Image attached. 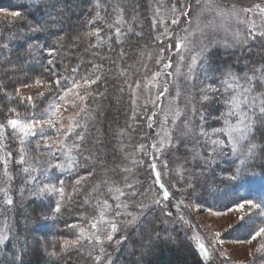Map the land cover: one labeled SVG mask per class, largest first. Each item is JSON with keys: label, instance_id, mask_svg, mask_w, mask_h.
I'll return each mask as SVG.
<instances>
[{"label": "rangeland", "instance_id": "374dc122", "mask_svg": "<svg viewBox=\"0 0 264 264\" xmlns=\"http://www.w3.org/2000/svg\"><path fill=\"white\" fill-rule=\"evenodd\" d=\"M103 2L104 1L101 0L102 4ZM137 2L139 4L141 3V8H146L148 11L153 32L147 33V30L144 29L142 31L145 22L144 20H140L139 24L141 26L137 27V33H142L143 35L138 36L133 32L131 34L134 36V41L137 42L136 47L131 48L134 50V53L132 54L130 51H124L123 54L119 53L122 60L121 65L119 67H114L115 70H112L111 66L108 70V75L110 71L121 75V78L118 80L120 84L123 83L124 85L127 83L128 86H132L129 88L130 93L126 91L127 85L125 86V93L128 94L129 100L127 99V101L125 100L123 102L118 100V103H122L119 104L121 105V108H124V111L119 114L120 121L115 124L116 121L114 122V119H109L110 124L108 125L107 130L101 126L105 119L102 118L103 115H105L102 104L106 105V99L103 96L104 89L98 85V81L96 84L91 85L89 89L91 94L86 101L91 113V118H84V123L87 125V131L85 132V141L82 145L85 146V148L88 147L96 154L98 149H100L98 153L104 152L106 146L109 145L112 157H110L107 163L115 162V166L120 165L122 168L126 167L131 169L130 172H122L117 169V175L120 176L121 181L119 186L123 187L125 182L124 178L127 177V182L134 184L135 189L139 193H142V195L138 197H133L132 200H136L137 202L142 200L145 204L149 205L145 214L134 224L124 222L130 220L131 217L122 216L120 218L121 231L116 234L114 241L119 239L121 235L127 237V239L119 245H116L114 241L106 242V251L111 255L113 261L114 257L117 256L126 245L130 248V252L138 250L137 246L131 245V242L135 239L131 238H144L145 241L146 236H144L142 231L146 230L145 232L147 234L155 235L156 233H159L162 237L176 238L179 239V241L180 239L184 240L185 243L189 244L194 249V251L196 249L198 252L196 239L194 238L195 234L202 237L203 242L206 245H209L213 239L209 233L218 232L221 233L219 239L223 240V244H217L212 251V258L210 260H205L204 263L249 264L252 259L250 253L257 246V241H252V243H248L247 241L250 238L251 231L258 229L260 226H264V217L254 215L257 210H253L252 213H249L248 206L245 207L244 213L228 211V208L238 202L242 195L245 199H257L259 195L264 194V185L257 182L250 189L247 185L240 187L237 182L227 180L226 177L228 172L226 169H229L230 167V160L236 159L235 157L230 156L228 158H217V162L213 165L212 169L204 176H195L191 181L195 189L194 191L193 189H187L186 191L181 192L177 191V189H184L185 184L188 182L189 173L195 172L199 167V165H196L195 168L193 167L191 156L194 148H199L202 154L204 153V137L200 135V128L203 127L212 138H217L212 135V129L224 126L222 121H217L216 119H213V117L204 114V120H200V115L202 114L200 112V106L204 104L210 105L211 101V99L207 101L202 99L203 96L208 95L209 93L207 91V86L211 79V73L209 70L210 58L216 53L221 52L225 55H234V58L241 61L254 63L264 62V40L259 38L255 41L248 39L245 44L244 40L247 37L246 25L239 23L236 20H230L226 22V27L228 29L226 31L225 27H221V18L217 17L214 11H207L204 9L205 0H199V2L198 0H179L177 7H180V5L184 3L191 5L188 16L181 17L179 25L171 24V19L174 18L171 12L174 0H137ZM253 2H258V0H217V3L222 7H227L231 4L249 6ZM10 3L13 5H10ZM118 3L119 2H115L114 6L116 7ZM122 3L126 6L125 1ZM17 6H19V2L16 0H0V10H2L0 11V37H3L0 38V56L7 60L12 59L11 62L5 60V66L7 67H4L2 74H0V85H3L8 92H14V88L19 87L22 95L33 96L37 107L32 109L10 102L4 98L2 93H0V108L7 105L8 107H15L17 112L21 114V117H26L30 113H35L38 118H44L40 116V112L47 106V102L51 97L45 95L43 102L36 99L38 92H45V94H47V92L44 86L35 85L33 80L35 77H39L46 81L48 79L46 77L49 76L46 73V75H39L40 70L36 67L33 59L26 60L27 55L29 56L28 59L33 55H29L30 50L27 45L35 44L37 39H27V37L35 34L29 32L24 21L28 20L32 22V20L25 16L26 14L22 13ZM157 8L160 9L159 12H156ZM12 11H20L22 17L19 20L13 21L10 16ZM94 11H96L95 6ZM99 11L100 15L108 20L109 23L116 22L118 16L117 12L113 11L115 14H105L103 9H99ZM122 16H125V12H123ZM153 17L156 19L155 26H153L152 23ZM94 18L95 15L93 19ZM127 19L128 18L125 17V20ZM188 21H190V23ZM91 25V29L87 34L88 36L89 33L94 30V27L104 28V31L101 33V36L103 37L101 43L97 44L96 38L91 37V39H93V45H95L94 47H104L108 49L107 53H116V49L119 48L116 46L111 48V41H113L111 35H115V29L113 28L114 31L110 33V30L113 29L104 27V22L102 20H96L95 25ZM166 27L169 32H172L175 35L169 37L164 32ZM184 29H187V32H185ZM122 32L125 33L124 29H122ZM236 34H238V37ZM126 35H128V32L117 39V44L123 45V37L126 38ZM176 35H188L190 44L187 50L181 49L177 52L175 42ZM5 37H7V39H5ZM157 37H159V39H157ZM8 38L12 39L9 40ZM4 44H8L7 49L3 48ZM169 44L172 45L170 49L167 47ZM161 48H164L163 53L160 52ZM31 51L34 53L35 50L33 49ZM197 53H201V56L197 64L192 68L191 74H189L191 58ZM21 55H23V58L26 60L24 63L19 59V57L21 58ZM161 55H163L164 59L158 64L157 59ZM181 56H183L182 60L180 59ZM253 56H257V59ZM169 60L171 62V67L165 69L164 64L168 63ZM113 64H115V60L110 65ZM177 67H179V72H177ZM80 68L77 78H79L80 75L86 74L85 72L91 71V69L89 71V68H85L83 65H81ZM121 68L123 74H121ZM157 71L165 73L171 72L172 75H163L156 78V80H152L153 73ZM5 77L7 79H5ZM92 78H94V76ZM150 80H152V83H149ZM137 81L140 82L139 89L136 88ZM165 81H167L168 91L160 97L155 105L151 103L146 104V100L155 99L158 91L163 90L162 85ZM6 83H8V85ZM25 83L32 86L25 88L23 87ZM157 84L161 85L159 89L156 87ZM110 99L111 98H108V100ZM134 99L135 103H133ZM3 111L0 110V122H4L6 119V114L3 113ZM69 111H71V109H69ZM154 111L156 112V115L151 116ZM224 111H226V109L222 104L221 112ZM177 112H179L178 117L176 116ZM133 113H135L134 119ZM150 116L151 121L149 120ZM165 116H167V121H165ZM149 122L152 123L151 128L148 127ZM92 123L95 125L97 124V126L94 127V124L92 125ZM234 123L235 118H233V124ZM164 129L171 132L173 143L175 144L176 141L179 140V144L176 147H169L164 149L163 152L157 153L155 149L151 148V145L155 142L157 143V147H159V141L164 135ZM77 131L80 130L78 129ZM93 132H95L94 135ZM54 136V130L48 129L46 131V139ZM88 138L92 141H89ZM219 138L224 139L225 136H220ZM36 139L37 138H33V140ZM198 141L200 143H198ZM5 143L7 144L8 150L13 152V157L18 159V156L16 155L18 141L10 137ZM14 143H16V146H14ZM141 144L145 145L143 151H140L138 148ZM96 146L99 147L97 148ZM29 151L31 157H38L43 161L45 155L50 149L41 146L39 152H37L35 146L32 145ZM145 153L148 154L146 155ZM0 155H3V150H0ZM72 155L80 160L77 150L74 149ZM153 156L158 157L156 160L157 170L161 172L162 182L165 184V187L170 193H172V197L166 202L168 204V210L172 211L171 217L163 216L160 207L151 204L152 200L158 199L162 196V189H160L159 185H154L152 183V170L149 168V164L151 163V158ZM59 158L61 161L64 160L62 155H60ZM134 161L135 163H133ZM161 161H167V169L164 168ZM51 163L55 164L56 160H52ZM180 164H183L184 168L187 170L184 173L183 181L180 180L176 172V168ZM105 165L106 163H104V166ZM104 166L102 167V165L99 164L100 169H103ZM0 167L2 175L3 169L2 166ZM44 168L46 170H42L36 174V181H28L25 183V174L19 171L17 174V165L15 163L9 164V172L13 177L10 192L13 201L17 197L20 198L27 196L45 203L49 202V204L54 207L55 201L59 199L58 194L46 193L44 196L37 198L33 195L36 191L37 184L40 187L48 184L59 186V180L62 179L64 181L65 178L75 172V170L68 169L62 171L57 168L47 167V165H44ZM99 173L100 172L95 170L91 176L92 179L90 182L93 184L91 188L92 190L97 185L95 182H97V179L100 177ZM88 178L90 177L88 176ZM256 180L259 181V177H256ZM173 185L176 187L173 188ZM4 186L5 185L1 182V187ZM146 189L148 190L145 191ZM67 190L72 192V188L66 187V194ZM125 191L127 192L129 190L125 189ZM181 195H183L185 204L193 206L187 209L183 207L181 208L184 221L178 219L177 211L173 207L176 200L181 198ZM106 199H108L110 204L114 205L113 198L108 197ZM121 201H127L129 203L128 211H137L134 204L131 200H128L127 197H121ZM195 205H201L202 210L195 211ZM208 209H211V211ZM217 212L223 214L216 215L215 213ZM87 213H92L91 216L97 214L96 212L93 213L89 211H87ZM242 214L245 215L244 222L240 221V216ZM249 215L252 216L251 220L248 219ZM185 221L187 223H185ZM45 222L37 221L35 217H27L26 220L23 219L24 225L26 224L27 226L34 227L36 231L40 230L35 234L37 235L35 239H33L35 242H38V246H42L43 248L48 249V251H51V249L55 247L56 250L59 251L60 248L58 243L50 238V234L46 235V233H49V230H53L51 222ZM73 224L78 223L76 222ZM84 225L85 222L81 226ZM230 225L232 226L231 228L229 227ZM18 233L21 238H26V235H30L28 227L27 230L20 229ZM131 234L132 237L129 239ZM9 235L10 238L13 239L12 235L14 234L11 233ZM75 237L76 236H73L69 240L75 239ZM63 240L58 239L57 241L61 243ZM83 243L84 245L89 246L86 241ZM42 251L48 256V251ZM73 252L79 251L73 248L66 254L72 256ZM221 252L224 253L223 256L220 255ZM66 254L60 261H55L51 257L50 258L58 264H65L68 260L65 258ZM77 254L78 257L82 255V253ZM196 255L198 259L202 260V257L198 255V253H196ZM84 264H92V262L85 261Z\"/></svg>", "mask_w": 264, "mask_h": 264}, {"label": "snow or ice", "instance_id": "6c2138e0", "mask_svg": "<svg viewBox=\"0 0 264 264\" xmlns=\"http://www.w3.org/2000/svg\"><path fill=\"white\" fill-rule=\"evenodd\" d=\"M41 4L46 3L47 0H39ZM134 10L139 8V3L137 0H131ZM179 0H174L171 7V12L173 17L171 19L172 25H179L181 17H187L188 12L191 9V5L188 3L181 4L177 7ZM199 2V0H198ZM95 6V18L89 20L90 24L95 25L96 20H102L104 26L108 29H115V35L117 39L124 36L126 33L122 32L121 27L117 26L123 25L126 22L123 20L124 8L119 4L115 8L111 7L110 0H104L103 4L101 0H94ZM99 9H103L105 13L110 11H115L118 13L115 23H109L103 16L100 15ZM204 9L207 11H214L216 16L221 18V27H225L227 31L226 22L230 20H236L239 23H243L247 28V37L244 43H247L248 39L264 40V0H258V2H253L249 6L231 4L227 7H222L217 3V0H205ZM2 11V10H0ZM160 9L157 8L156 12ZM7 15V14H6ZM13 21L19 20L22 17L20 11H12L10 13ZM48 19L40 23L33 24V22L25 20V26L28 27L30 33L38 34L43 36L47 41V38L52 30V25L57 23L56 17L52 12L47 13ZM7 22V21H6ZM190 23V21H188ZM153 26L156 24V19H152ZM104 28L94 27V30L89 33V37H95L97 44L103 41L101 33ZM128 31L132 32L131 26H128ZM187 32V29H184ZM164 32L172 37L175 34L169 32L168 28L164 29ZM138 36H142V33H136ZM190 35V34H189ZM238 37V34H236ZM3 38V37H0ZM11 40L12 38H8ZM29 40H35L36 36L32 35L27 37ZM63 39L62 36H58L52 41V45H57ZM159 39V37H157ZM176 50L179 52L181 49L187 50L190 44L188 35L185 36H175ZM76 47L77 45H73ZM95 45H89V47H94ZM30 52L31 50L36 52L47 53L51 59H47L46 63H41L40 67L43 69L41 75L45 73L51 77V79L45 81L39 77H35L33 82L37 86H44L46 92L51 97L47 102V106L40 112V116L44 118H38L35 113H30L26 117H21V114L17 112L15 107H8L7 105L2 106L0 110H4L6 114V119L4 122H0V150H3V155H0V166H2V175H0V182L5 186L0 187V194H2V200L0 204L6 205L11 208L14 205L13 198L10 194L11 192V181L13 179L11 173L9 172V164L15 163L18 167V171L25 174V183L28 181H36V174L42 170H46L44 165L47 167H53L60 169L62 171L72 169L78 170L79 167L84 165L80 164V160L76 156L72 155L73 150L78 151L80 159L85 161L93 160V155L84 156L83 152L86 150L82 147L85 141V132L87 131V125L84 123V118H91V113L88 109L86 101L91 94L89 89L91 85L97 83L101 80V73L103 71V65H97L92 63V69L90 72L80 75L79 67L76 65L74 67L65 68V74H60L55 69L54 59L57 54V47L47 46L46 43H40L37 41L35 44H28ZM169 49L172 47L171 44L167 46ZM3 48L7 49L8 44H4ZM88 49H85L87 51ZM160 52H164V48L160 49ZM123 54V50H121ZM96 55V54H94ZM201 53H197L191 58V65L189 66V74L192 72V68L197 64ZM164 57L161 55L157 59L159 64ZM183 59V56L180 57ZM83 63V61H81ZM171 62L164 64V68H170ZM245 72L243 75L237 74L231 71L230 68L225 69L221 72L220 77L217 78L215 85H208L207 91L212 93L211 98L218 99L221 104L224 105L226 111L221 112L219 116L213 117L217 121L223 122V127L212 129V135L217 138H212L203 127L200 128V135L204 137V153L202 154L199 148H194L192 150L191 162L193 167L196 165L199 167L195 172L189 173L188 182L185 184L184 189H177V191H186L187 189L195 190L192 184V179L195 176H204L208 171H210L213 165L217 162V158H228L235 157V160H230V167L226 169L228 172L227 180L237 182L240 187L247 185L250 189L251 187L259 182L264 185V143H256V133L258 129H264V62L254 63L247 62L245 64ZM177 72H179V67H177ZM123 74V70L121 72ZM163 75H172L171 72L157 71L153 73L152 80L161 77ZM94 76V78H92ZM152 80L149 83H152ZM32 85L25 83L23 87L28 88ZM132 86L129 85V88ZM156 87L159 89L161 85L157 84ZM136 88H140V82H136ZM163 90L158 91L155 99L146 100L145 103H151L155 105L168 91L167 81L162 85ZM0 93L3 94L10 102L20 104L25 107L35 109L37 107L33 96H24L20 92V88H14V92H8L3 85H0ZM18 98V99H15ZM45 98V92H38L36 99L43 102ZM222 98V99H221ZM203 100L207 101L210 99L208 95L202 97ZM135 103V99L133 100ZM71 109V111H69ZM67 113V114H66ZM154 111L151 116H155ZM151 116L149 120L151 121ZM179 116V112L176 113ZM135 118V113H133V119ZM233 118H235V123L233 124ZM200 120H204L203 114L200 115ZM165 121H167V116H165ZM148 127H152V123L149 122ZM52 129L55 132V136L52 138H45L46 131ZM80 131H77V130ZM164 135L160 138L159 147L157 143L151 145L152 149H155L157 153H161L164 149L169 147H176L179 144V140L173 143L171 132L164 129ZM226 134V135H225ZM220 136H225L224 139L219 138ZM14 138L18 141V148L16 155L18 159L13 157V152L9 151L5 141L9 138ZM33 138H37L33 140ZM198 143H200L198 141ZM34 145L37 152H39L41 146L50 149L45 155V159L42 161L38 157L30 156V148ZM140 151H143L145 145L141 144L138 146ZM59 154V155H58ZM146 155L148 153H145ZM62 155L64 160L61 161L59 156ZM157 156L151 158V163L149 168L152 170V183L154 185H159L162 189V196L158 199L151 201L153 206H158L161 209L163 216L171 217L172 211L168 210L169 198L172 197L165 184L162 182L161 172L157 170L156 160ZM56 160L55 164L51 161ZM98 163L103 165V160H98ZM258 162L261 171L258 173L254 170H249L251 167L256 166ZM135 163V161L133 162ZM164 168L167 169V161H161ZM117 169L122 172H130L131 169L126 167L122 168L120 165H116L111 171L114 175L117 173ZM187 171L183 164H180L176 168V172L181 181L184 180V173ZM95 172V168L88 171L87 176H92ZM259 177V181L256 180ZM86 176H79L74 184L71 185L72 192L65 193L64 181L59 180V186L54 184L44 185L40 187L37 184L36 191L33 193L37 198L44 196L46 193H56L59 199L55 201L54 207L49 206L53 215L60 213L62 209V204H66L67 201L71 200L73 193L79 192V187L82 182L86 181ZM125 182L123 187L119 186L115 181L103 180L100 184H97L93 188V192H99V189L103 185L106 188V192H99V195L94 198V208L97 211L96 215L91 217L84 216L85 225L80 226L78 224L66 225L71 229H78V235L75 239H64L59 251L55 247L48 251V256L55 261H60L64 255L70 249L79 250L83 242L93 246L96 254L93 251L88 252V257L91 259L92 264H113L112 257L107 253L105 248L106 242H113L114 237L118 232L121 231V217H131L130 220L124 221L128 224H134L141 216L145 214L148 210L149 205L145 204L142 200L136 201L132 200L133 197H138L142 195L139 193L134 184L127 182V177L124 178ZM176 186L173 185V188ZM128 189L129 191H125ZM146 189L145 191H147ZM105 195H109L114 200V205L110 204L108 199H104ZM121 197H127L128 200L134 204L136 212L128 211L129 203L127 201H121ZM174 199V197H173ZM91 201L85 197L84 204H89ZM83 206V205H82ZM248 206L249 213L253 210H257L254 215L264 217V194H261L257 199H245L240 198V200L232 207L228 208V211H237L244 213L245 207ZM173 207L177 211V217L179 220L184 221V216L181 212V208H191L193 206L185 204L183 195L179 200H176ZM195 211H201V205L194 206ZM211 211V209H208ZM216 215H222L223 213H215ZM41 219H47V217H41ZM248 219H252L249 215ZM240 221H245V215L240 216ZM185 223H187L185 221ZM232 227L231 225L229 226ZM15 225L12 223V217L5 216L2 221V226H0V243L10 238V233L13 232ZM25 230L27 227L25 226ZM209 235L213 238L211 244L206 245L203 242V238L195 234L196 247L198 249V255L202 257V264L205 260H210L212 258V251L215 249L217 244H223V240L219 239L221 233L210 232ZM16 240L20 241V236L18 233L15 234ZM259 238V239H258ZM127 237L121 235L119 239L115 240L114 243L119 245ZM163 237L156 233L155 236L150 235L148 237V249L152 250L153 241L161 240ZM252 241H257V246L250 253L252 259L249 264H264V226L258 227V229L250 232V238L247 241L252 243ZM25 245L27 241H24ZM23 248L21 249V252ZM143 255V253H142ZM220 255H224L223 252ZM14 264H23L20 259V255L17 254L14 258ZM136 264H141L140 260L137 259Z\"/></svg>", "mask_w": 264, "mask_h": 264}, {"label": "trees", "instance_id": "16d2710c", "mask_svg": "<svg viewBox=\"0 0 264 264\" xmlns=\"http://www.w3.org/2000/svg\"><path fill=\"white\" fill-rule=\"evenodd\" d=\"M16 1L19 2V6H17V8L22 13H25L26 14L25 16L29 17L32 20L33 24L47 20L48 12H52L53 15L56 17L58 22L52 25V30L47 38V41L43 36H40L38 34H35L37 39L35 40L39 41L40 43H46L47 46L57 47L58 51L54 59V64H55V69L58 73L66 75L67 73H65L64 71L66 67L71 68L78 64L80 66L83 65L85 68H89V71L90 69H92L93 62L97 65H103V71L101 73H97L101 75V80L98 81V85L104 89L103 96L106 99L105 100L106 105L102 104V108L104 110L103 112L105 113V115H103L102 118L105 119L103 120V124L101 126L105 130H107V127L110 124L109 119H114V122L116 121L115 124L118 123V121H120L119 114L124 111V108H121V105H119L122 103H118L119 102L118 100H120L121 102L125 100L127 101V99L129 100L128 94L125 93V86L127 85V83L123 85V83L120 84V82H118V80L121 78V75H118L117 73H113L112 71H110L109 75L107 73L109 68H111V66H112L111 69L115 70L114 67L116 66L119 67L121 65L122 60L119 54L121 53V50H123V52L130 51L132 54L134 53V50L131 48L136 47L137 42L134 41L133 38L134 36H132L131 34L132 32L137 33V29H138L137 27L141 26L139 24L140 20H144L145 22V26L143 28L141 27L142 31L144 29L147 30L146 31L147 33L153 32L149 18L150 15L146 10V8L143 7L141 8L140 7L141 3H140L139 8H136L134 10L131 0H113V1L110 0V4L112 8H115L114 6L115 2H119L120 4L119 3L118 4L125 9L124 10L125 16L123 17V20L126 23L123 25L118 24L117 26H120L121 30L124 29L125 33L128 32V35H126V38L123 37L124 44L122 45V44H117L118 41L117 37L114 34H112L111 38L113 41H111L112 43L111 48H114V46H116L119 49H116L117 51L116 53L114 52L107 53L108 50L107 48L89 47V45H93V39H91L87 34L92 26L89 23V19L90 20L93 19L95 15L94 0H47V2L43 4H41L39 0H16ZM124 1L126 3V6L124 5V3H122ZM10 5L13 4L10 3ZM110 13L115 14V12L113 11H110ZM125 17H127L128 19L125 20ZM128 26H131V28L133 29L132 32L128 31ZM113 31L114 29L110 30V33ZM58 36H62L63 39L60 41L59 44L52 45V41L55 40ZM5 39H7V37H5ZM73 45H77V46L74 47ZM85 49L88 50L85 51ZM23 55H21V58L19 57L21 62L24 63L26 60L33 59L34 63L36 64V67L40 70L39 75H41L40 73L43 72L42 68L40 67V64L42 62L46 63L47 59H51V57H49L47 53H43V52L34 51L33 55L30 56L31 58L28 59L29 56L28 55L26 56L27 57L26 60L23 58L24 57ZM253 57L254 58L256 57L257 59V56H253ZM5 60L8 62L12 61V59L7 60L6 58L0 56V74H2L3 68L7 67L5 66L6 65ZM114 60H115V64L110 65L111 63L114 62ZM81 61H83V63H81ZM246 63H247L246 61H241L234 58V55H230V54L225 55L224 53L221 52L216 53L212 58H210L209 61V65H210L209 70L211 73V79L209 85H215L217 78L220 77L221 75V72L227 68H230L231 71L237 74L243 75V73L246 70L245 68ZM120 70L122 71V68ZM46 78H48L47 80L51 79L50 76ZM5 79L7 78L5 77ZM0 80H1V76H0ZM6 84L8 85V83ZM126 91L129 92L128 85ZM209 93L208 96L211 99L210 105L207 104L201 105L200 112L207 116L217 117L221 113L222 104L219 102L218 99L211 98L212 93H210V95ZM45 95L48 96V93ZM108 98L111 99L108 100ZM3 113H5V111H3ZM93 124L94 123H92V125ZM93 126L96 127L97 124L96 125L94 124ZM94 134L95 132H93V135ZM256 136H257V139L255 141L256 143L258 144L264 143V129H258ZM90 140L91 139H89V141ZM14 146H16V143H14ZM82 147L86 149L83 152V155L88 156L91 154L93 155V160L85 161L83 159H80L81 164L84 166L79 167L78 170H75V172L67 176L64 180L65 182L64 185L65 188L66 187L72 188L71 185L74 184L75 180L79 176H86L87 179L86 181L82 182L81 186H78L79 192L73 193L71 200L67 201L66 204H63L60 213L53 215L49 207L51 205L49 204V202L45 203L42 201H38L34 198L27 197L25 195H24L25 197H20V198L17 197L16 199H14V205L11 208H9L6 205L0 204V226H2L3 218L9 215L12 217V223L15 225V228L13 229L12 232V234H14L12 235L13 239L9 238L8 240H5L3 243H0V264H14V258L17 254L20 255V259L23 261V264H58L55 261H53L49 256L45 255V253L42 251V250L48 251V249H45L42 246H38L37 245L38 242H35V240H33L37 236L35 234H37V232H39L40 230L36 231L34 227L27 226L26 224L24 225L23 219L26 220L27 217H35L37 221H41V222L46 221L45 223L51 222V226L53 227L52 228L53 230H49V233H46V235L50 234V238H52L53 241L57 242L60 248L62 241L61 243H59L57 241L58 239L60 240L70 239L71 237L78 235L77 229H71L66 225H71L76 222L80 226L83 225L85 222L84 216L89 217L92 214V213L91 214L87 213V211L97 213L96 209L94 208V202H95L94 198L99 195V192H106V188L103 185L99 189V192L92 191L91 188L93 184H91L92 182H90L92 177L89 176L90 178H88L87 176L88 171L95 168L96 171L100 172L99 173L100 177L97 179V182H95L97 184H100L101 181L103 180L115 181L117 184L121 182L120 176L117 175L118 171L115 175L111 171H107L108 169L114 168L116 164L115 162L107 163L110 157H112L110 151L111 149L109 145L106 146L104 152L98 153L100 150L98 149L97 154L94 151H91L88 147L85 148V146L83 145ZM96 147L98 148L99 146ZM262 155H264V153H262ZM98 160H103L104 163H106L105 166L103 163L102 165V167L104 166L103 169L99 168L100 163L97 162ZM249 170H254L258 173L261 171L258 162L256 166L251 167ZM16 173L18 174V169L16 170ZM0 175H1V167H0ZM0 187H1V182H0ZM67 193H70V191L67 190ZM85 197H87L91 201V203L84 204ZM108 197L110 196L105 195L103 198L106 199ZM240 198H245V197L242 195ZM0 200H2V194H0ZM41 217H47V219H41ZM25 226L29 228L30 235H26L27 236L26 238L20 237L21 239L18 242L15 238V234L18 233L20 229H25ZM145 231L146 230L142 231L144 236H146L145 241L144 238L137 239L136 237H132V234L129 237V239L131 237H132L131 239L135 238L131 242V245L137 246L138 250H134L133 252H130L131 250L128 247V245L124 246L121 252H119V254H117V256L114 257L113 264H136L137 259L140 260L141 264H202V260L197 258L196 255V253H198L197 250L195 249L196 251L195 252L194 249L189 244L185 243V241L181 239L179 241V239L176 238L163 237V239L161 240H154L152 250L149 251L148 237L151 234H147ZM25 239L27 241L26 245L24 243ZM22 248L23 251L21 252ZM78 251L79 252H73L72 256L66 254L65 258H67L68 260L66 261L65 264H84L85 261L92 262L91 259L88 257V252L93 251L94 252L93 254H96V252L94 251L93 247L90 244L89 246H86L84 245V243H82V246ZM77 253H82V255L78 257ZM203 264H205L204 261Z\"/></svg>", "mask_w": 264, "mask_h": 264}]
</instances>
